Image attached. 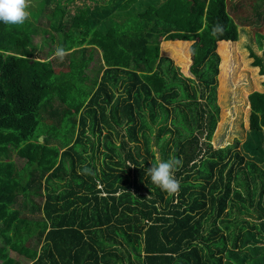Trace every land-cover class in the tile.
<instances>
[{"label": "trees", "instance_id": "obj_1", "mask_svg": "<svg viewBox=\"0 0 264 264\" xmlns=\"http://www.w3.org/2000/svg\"><path fill=\"white\" fill-rule=\"evenodd\" d=\"M53 1L31 0L40 12L23 25L0 22V264H21L11 252L28 264H223L227 253L264 264V92L247 96L244 141L210 143L216 46L223 90L226 44L239 25L262 19L264 28V0H245L247 16L244 0H163L140 11L139 0H103L73 14ZM47 9L51 43L71 50L62 62L33 43L48 33L38 20ZM163 41L185 71L191 42V78L160 55ZM249 57L264 76V59ZM173 157L178 195L146 175Z\"/></svg>", "mask_w": 264, "mask_h": 264}, {"label": "rangeland", "instance_id": "obj_2", "mask_svg": "<svg viewBox=\"0 0 264 264\" xmlns=\"http://www.w3.org/2000/svg\"><path fill=\"white\" fill-rule=\"evenodd\" d=\"M51 3L50 7L54 6V2ZM94 1H97L98 4H103V0H59L60 4L63 5L68 12L73 14L76 11L77 7L89 6L92 5ZM163 0H139L135 6L136 11L144 8L147 3L158 4ZM245 6L241 9L240 13L242 16H247V13H251V2L245 1ZM38 3V2H37ZM30 16L28 20L32 21V13H39L40 10H37L35 2H31V6L28 9ZM253 13V12H252ZM49 18L50 11L49 9L44 10L39 15V26L41 29H46L48 33H40L38 36L33 37V43L39 47L40 55L47 54L50 49H55L56 43H51L50 33L51 29L49 27ZM253 18V17H252ZM259 24L247 25L246 23L242 26H238L239 38L236 42H229L226 44L228 48V64L232 69V76L229 77V80L226 83L225 89L221 87V64L223 63V57L219 50V44L216 46V54L219 57L218 65V75H217V87H216V104L219 107L218 122L216 128L211 138V146L213 149L223 148L227 145L233 144L235 141L242 142L245 139V135L248 131V116L249 108L247 96L251 92L258 91L264 92V86L262 82L264 81V76H260L258 73V68L252 67V59L249 57L250 51L254 54L262 57L264 59V28H262V19L258 21ZM264 27V25H263ZM56 37L55 33H51ZM259 41L257 40V36ZM163 41L159 45V53L162 57L169 58L173 65L178 67L180 72L185 77H190L188 69L191 64L189 46L191 45L190 41L187 44V53L189 55V64L187 71L182 67V58L180 55L175 53L172 50L163 49ZM171 42V41H170ZM45 57V56H44ZM98 56L94 57V62L91 63L90 67L97 61ZM91 75V72H88ZM45 113L41 114V117L44 118ZM45 126L42 125V122L36 127L35 133L40 134L39 138L44 137ZM43 141V140H42ZM12 159L18 166L23 164V161L18 159L13 155ZM264 201V199H263ZM234 214H237L234 212ZM250 251H242L243 255H250ZM240 254V255H241ZM10 256L17 259L21 264H28V260L22 256H19L16 253H10ZM227 258V256H226ZM259 259V258H258ZM257 259V260H258ZM230 264H240L236 261H230ZM228 264V263H227Z\"/></svg>", "mask_w": 264, "mask_h": 264}, {"label": "clouds", "instance_id": "obj_3", "mask_svg": "<svg viewBox=\"0 0 264 264\" xmlns=\"http://www.w3.org/2000/svg\"><path fill=\"white\" fill-rule=\"evenodd\" d=\"M30 6L31 0H0V22L6 25H23L30 16L28 11ZM214 32H222V27L217 25ZM70 54L71 50L57 46L53 58H57L62 62ZM181 164L182 161L175 157L168 160L158 158L157 162L151 164V167L147 169L146 175L150 177L152 184L162 191L169 195H178L180 183L175 177V171L178 170ZM127 167H135V165L129 161Z\"/></svg>", "mask_w": 264, "mask_h": 264}, {"label": "crops", "instance_id": "obj_4", "mask_svg": "<svg viewBox=\"0 0 264 264\" xmlns=\"http://www.w3.org/2000/svg\"><path fill=\"white\" fill-rule=\"evenodd\" d=\"M248 108H249V106H248ZM227 246H228V248L230 247V245L229 244H227ZM230 249V248H229ZM228 253L226 254V256H227V258H226V256H225V258H226V260L224 259V261H223V264H229V263H231L230 261H235V259L234 258H231V257H228ZM241 256H244L243 254H241ZM246 257H247V255H246ZM230 260H229V259Z\"/></svg>", "mask_w": 264, "mask_h": 264}, {"label": "water", "instance_id": "obj_5", "mask_svg": "<svg viewBox=\"0 0 264 264\" xmlns=\"http://www.w3.org/2000/svg\"><path fill=\"white\" fill-rule=\"evenodd\" d=\"M39 141H40V142H42V137H41V138H39Z\"/></svg>", "mask_w": 264, "mask_h": 264}]
</instances>
